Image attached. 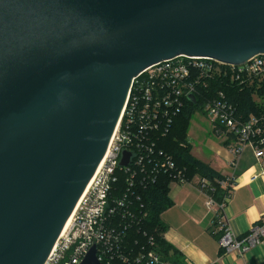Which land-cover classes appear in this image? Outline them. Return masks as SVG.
<instances>
[{
  "label": "water",
  "instance_id": "obj_1",
  "mask_svg": "<svg viewBox=\"0 0 264 264\" xmlns=\"http://www.w3.org/2000/svg\"><path fill=\"white\" fill-rule=\"evenodd\" d=\"M259 54L264 0H0V264L47 262L138 75Z\"/></svg>",
  "mask_w": 264,
  "mask_h": 264
},
{
  "label": "built area",
  "instance_id": "obj_2",
  "mask_svg": "<svg viewBox=\"0 0 264 264\" xmlns=\"http://www.w3.org/2000/svg\"><path fill=\"white\" fill-rule=\"evenodd\" d=\"M254 83L258 87L264 84V54L242 65L204 56H178L138 75L129 88L107 153L45 264H80L94 245L101 264H111L116 259L128 264H170L153 249L154 237L144 235L139 248L137 242L132 244L130 236L134 228L143 224L141 212L145 207H136L140 200L138 189L156 184L162 176L181 183L190 181L186 170L160 147V141L171 131L187 100L194 96L203 99L213 132L234 139L231 151L235 157L250 145L262 162L264 110L245 116L224 89H216L214 96L210 93L216 84L245 89ZM125 152L130 153V158L127 165H122ZM234 183V175L215 180L199 176L197 186L206 195V205L214 210L219 248L224 254L243 258L264 243V221L242 236L232 231L225 210ZM219 186L224 192L217 196Z\"/></svg>",
  "mask_w": 264,
  "mask_h": 264
},
{
  "label": "crops",
  "instance_id": "obj_3",
  "mask_svg": "<svg viewBox=\"0 0 264 264\" xmlns=\"http://www.w3.org/2000/svg\"><path fill=\"white\" fill-rule=\"evenodd\" d=\"M218 137L221 139L220 143L212 144L215 150L213 148L214 151L209 156L198 158L193 150L192 154L217 174L235 176L233 193L225 215L232 231L242 236L264 221V157L262 162L257 160L250 145L235 157L231 151L234 139L228 136ZM234 160L236 162L232 164ZM198 180L197 174L185 183L172 180L169 191L173 206L161 215L166 225L163 235L173 251H176L180 263L264 264V243L243 258L222 252L218 243L219 233L214 226V210L206 205L207 198L198 189Z\"/></svg>",
  "mask_w": 264,
  "mask_h": 264
},
{
  "label": "trees",
  "instance_id": "obj_4",
  "mask_svg": "<svg viewBox=\"0 0 264 264\" xmlns=\"http://www.w3.org/2000/svg\"><path fill=\"white\" fill-rule=\"evenodd\" d=\"M256 84L257 83H254L245 89H241L240 87L233 85L231 87L219 85V87L216 84L211 86L212 90L210 93L211 96H214L216 89H224L228 94L229 99L238 105L240 112L245 116H249L250 114H258L260 111L264 110V106L258 105V103L255 102L256 98L253 96L255 94V90H257L259 94H264V84L260 87L256 86ZM187 101V106L176 117L169 134L161 139L160 147L168 151L178 165L186 170L189 180L196 174L201 177H208L211 180L223 178L224 176L217 174L207 164H203L201 161H198L192 154V148L187 141L188 124L197 106L200 104L202 105V103L205 105V103L203 99L200 100L198 97H196L195 102H193L192 99ZM171 182L172 179L170 177L162 176L160 181L156 184L149 186L146 189H138L137 192L140 195V200L137 202L136 207H140V205L145 207L141 212L142 216H144L143 224L141 228H134L131 231L130 236L132 237V244L137 242L135 245L139 248L141 247L140 242L145 240L144 235H147L149 238L151 236L154 237L155 246H153V249L160 254L162 261L164 260L170 264H182L180 263L179 257L176 256V251H173L172 247L166 242L163 235L166 230V225L162 220L161 215L165 210L173 206L169 191V185ZM223 192L224 191L220 186L217 187V196L222 195ZM135 236L137 240L134 242L133 240ZM111 264L128 263H124L121 259H116Z\"/></svg>",
  "mask_w": 264,
  "mask_h": 264
},
{
  "label": "rangeland",
  "instance_id": "obj_5",
  "mask_svg": "<svg viewBox=\"0 0 264 264\" xmlns=\"http://www.w3.org/2000/svg\"><path fill=\"white\" fill-rule=\"evenodd\" d=\"M258 105L264 106V94L257 92L253 95ZM212 119L208 116L205 105L202 103L194 110L191 120L188 124V143L193 150L196 157L203 159V157L209 156L215 148L212 144L220 143V138L213 132ZM214 148V150H213Z\"/></svg>",
  "mask_w": 264,
  "mask_h": 264
},
{
  "label": "bare ground",
  "instance_id": "obj_6",
  "mask_svg": "<svg viewBox=\"0 0 264 264\" xmlns=\"http://www.w3.org/2000/svg\"><path fill=\"white\" fill-rule=\"evenodd\" d=\"M72 216H73V214L71 215V217L68 219V221L66 222L67 224L65 225V226H68L70 223V220L72 219Z\"/></svg>",
  "mask_w": 264,
  "mask_h": 264
}]
</instances>
